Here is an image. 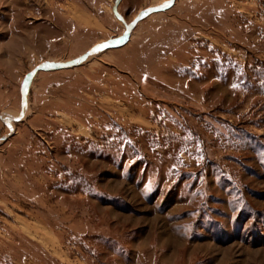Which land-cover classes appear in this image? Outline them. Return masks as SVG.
Listing matches in <instances>:
<instances>
[{
    "label": "rangeland",
    "instance_id": "1",
    "mask_svg": "<svg viewBox=\"0 0 264 264\" xmlns=\"http://www.w3.org/2000/svg\"><path fill=\"white\" fill-rule=\"evenodd\" d=\"M0 264H264V0H0Z\"/></svg>",
    "mask_w": 264,
    "mask_h": 264
},
{
    "label": "snow or ice",
    "instance_id": "2",
    "mask_svg": "<svg viewBox=\"0 0 264 264\" xmlns=\"http://www.w3.org/2000/svg\"><path fill=\"white\" fill-rule=\"evenodd\" d=\"M232 86H233V87H237V85H235V84H234V85H232Z\"/></svg>",
    "mask_w": 264,
    "mask_h": 264
}]
</instances>
